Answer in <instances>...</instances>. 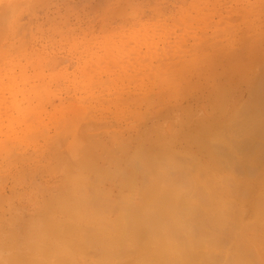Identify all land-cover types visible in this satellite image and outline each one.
<instances>
[{"label": "bare ground", "instance_id": "bare-ground-1", "mask_svg": "<svg viewBox=\"0 0 264 264\" xmlns=\"http://www.w3.org/2000/svg\"><path fill=\"white\" fill-rule=\"evenodd\" d=\"M202 76V73H198L195 78L198 81L206 79ZM237 76L238 79L241 78L239 75ZM195 78L191 77V80L188 79L187 82H191ZM241 80H243V77ZM259 82L264 84V75L261 76ZM184 83L186 82H182V90H186L183 86ZM227 85L230 86L231 84L227 83ZM219 86L216 89L217 91L215 90L214 98H212L214 93H210L208 96L202 93L200 97L198 95L200 91H195V93L190 92V94L184 92L183 99L179 104L171 102L165 104L163 102L164 105H160L159 101L168 97L166 92L164 93V97L148 94L141 101L131 98L126 99L124 102L132 108V113L126 117L127 119L125 118L127 126L125 125L126 128L124 126L121 129L122 132H120L124 137L127 135L126 138L107 137L103 143H96L94 141L96 135L94 137L89 136L92 129L88 130L86 128L87 122L85 123L84 120L80 122V128L76 133L72 134L70 132L66 136L70 137V139L72 138L70 141L68 138L65 141L63 139L57 141L51 140V148H48L49 150L47 149L43 154H38L37 152L30 157H25L24 154L21 155L17 147H14L16 153L11 148L7 158L0 157V187H4L3 189L6 191L7 185L10 184L13 195L11 201L2 205V223H6L4 226L11 228L9 231H3L2 233L4 242L5 244L7 242L11 243L18 238L16 236L22 231V233L27 232V229L23 227L19 234H16V230H13L14 227L24 222L20 215H18L19 217L15 215L18 210L14 205L17 203L24 205L27 202L28 208L31 207L30 209L36 211L35 218L29 219V221H26L27 223H32V227L34 228L40 226L44 228L47 226L48 229L47 231L42 232L41 230H37L32 233L33 235L29 238L34 240V244L17 242L18 247L16 248V252L11 250L9 255H15L16 261L20 260L25 264H68L67 262L71 261L68 255H73L75 253L74 250H79L80 253L85 255L87 253L88 255L97 253L95 256H99L100 252H102L101 256L104 257L111 255L110 258L105 257L106 259L104 258V260H119V262L115 261V264H121L120 262L124 261L132 264L133 258L131 260L126 258L128 252L132 250L131 252L144 256L143 258L140 257V259L137 258L138 263L136 262V264H146L147 260H149L148 264H159L160 261L158 259L162 260L163 258L164 260H162L161 264H172L174 260H177L176 258L171 261L165 260V258L171 257L170 259H172V256L178 252L177 250L180 248L178 245L180 243L183 250L180 248L181 254L177 253L180 256H176L180 257V261L182 262L181 258L183 255H186L187 258H190L187 261L188 264H192L193 261H195L193 264H206L210 261L231 262L235 257L242 261L244 258V264H257L254 258H250L253 257V255L250 256L253 253L251 249H246V243L243 240H246V232L240 230V232L244 233L243 236L238 237L235 235L236 233L238 234L235 230L238 231L241 228H235L236 225L242 226V221L244 220L245 222L246 220L244 213L247 212L248 217H250L248 213L250 206L246 209L243 208L246 204H242L241 207L247 211L239 207L244 213H236L235 211L240 209H235L237 206L235 207V203L233 204L232 202H238L241 194V200L243 197L246 200L245 196L248 193L250 194V192L254 193L255 196L258 194L257 200L251 199L254 201L251 208L254 206L253 213L256 214V217L252 215L254 216V223H252L253 218H251L252 222L249 218L250 221H248L251 224L249 223L248 225H251L252 229L256 228L258 230L264 224V178H261L262 182L255 181L254 185H250L245 181L247 182L246 185L243 184L246 187L239 183L243 181L242 179H240L241 181L238 180L239 184L235 180L240 174H245L242 177L249 176L252 177L251 179L255 178V180L260 179L259 177L263 174L264 105L254 107L259 98V94L257 96L254 93L257 91V87L254 86L250 90L252 93L247 92L245 89V95L239 96L238 101L242 102L246 100L245 107V103L242 102L241 109L239 104V109L237 107L235 109L234 106L233 110H231L232 112L228 111L227 107L231 101V96L225 98L224 96L227 97L228 92L225 94V88L220 90V88L225 86ZM229 86L227 87L230 90ZM218 91L225 94L220 92L224 95L222 96L223 98H217L219 97ZM246 92L250 95L249 100L245 98ZM198 97L200 99L206 98L203 100L207 105L201 110L205 113L204 115L201 113V116H204V118H199V116L198 120H191L193 116L194 119L197 118L195 115L197 116L199 111L189 120L187 119L190 115L189 113L186 119L174 117V115L177 116L180 113L191 111L192 109H188L195 106L201 107V101L199 103ZM255 97L257 98L256 101ZM217 99L222 101L214 105ZM193 110L195 111V108ZM194 111L193 113L196 112ZM172 133L174 134L172 135ZM160 134H164L161 137L164 140L157 141ZM88 138H90V141H88ZM37 145L35 146L37 147ZM181 147L183 149L176 151ZM112 148H115V150H112ZM198 153H200V162H205V166L194 170L195 168L191 165L193 164L192 161L197 159ZM66 157L67 159H64ZM106 157L108 159H115V161L113 160L114 162L110 163L111 165L109 164L110 166L108 165L109 168H105L103 165ZM184 158H186L185 162L181 161ZM212 159L219 160L218 163L215 162L218 166L212 168V164L215 165L211 161ZM248 159H252L251 161L254 166L250 162H246ZM46 161L49 163L41 167L40 164ZM186 161L190 162L188 166L191 168L186 166L188 163ZM18 164L20 168L17 167ZM107 169H109V172ZM208 170H212L210 171L211 175H215L214 171L222 175L224 172H228L225 179L224 175L222 179L220 177L219 180L223 181L224 184L221 186L217 185L219 188H216L215 191L213 189L210 190V186H213L214 183L212 185L211 178H208L209 176L206 175ZM6 173H9V176ZM107 175L110 176L111 180L97 185ZM39 177L40 181H45L42 187L36 180ZM200 177L204 180H201L202 184L199 185V183H196V180ZM244 180L246 179L244 178ZM53 181L56 184L52 186L51 182ZM208 181L211 185L207 184ZM38 186L42 188V191L41 193L37 192L34 194L32 190L35 187L37 189ZM220 187L223 188L221 190L225 193H230L232 187L237 189L238 192L235 190L237 195L236 193L232 194L234 193L233 191L231 192L233 197L237 196V201L234 198L231 199L230 196L231 201L235 200L230 204L228 203L230 202L229 198H227L228 201L226 202L224 195L225 199H222L223 196L221 195L224 193H222ZM101 188L103 189L101 190ZM218 189L222 193L221 195L219 194L221 198L218 197ZM170 190L183 192H181L182 195L180 194L177 195L178 197L173 198ZM226 195L229 197L228 194ZM213 198H216V201L212 200ZM217 198H219V201L222 199V202L228 203L227 206L230 207H227V210L221 206L219 207ZM244 199L242 203H246ZM0 203H4V201L0 200ZM231 205H234L235 211L229 209L232 207ZM229 210L231 212L228 213ZM8 212L10 217L6 218ZM230 213L233 216L235 215L233 213H236L235 218H233L234 222L237 221V218L240 219L242 217L244 219L238 220V224L237 222L235 225L230 224L232 226L229 227L230 222L228 221L230 219L232 221L231 215L229 216L230 219L228 218V214ZM240 213L241 217L239 218L238 215ZM259 214L263 216V219ZM226 216L227 218H225ZM236 216L238 217L236 218ZM220 217L224 218V220H221ZM226 219H228V223L225 222ZM38 222L41 225H38ZM221 223L227 224L226 226L224 225V231H222L223 225L221 226ZM231 228L234 230L232 231ZM225 229L229 231H225ZM242 229L244 228L242 227ZM215 232H219L220 234H216ZM70 234H72L71 236L75 240L71 245L70 243H65L66 237H69ZM199 236H202L201 241L196 240V237ZM231 241L232 245H230L231 243L226 245V243ZM174 243L177 244V250L173 247ZM96 244H98V250L92 251L91 249L93 246L96 247ZM57 245L61 248L63 247L62 249L64 250H53V247ZM209 245L220 246V248L222 246L224 251L216 255L208 254L203 248ZM127 247L128 249H126ZM86 249L89 250L87 251ZM159 250L161 251L159 257L152 256L153 259L155 258L154 260L146 258V255L151 257L149 254L152 253L153 255ZM230 252H234V254H230ZM65 254H68V258L66 257V259ZM88 255H86L87 258ZM76 257L78 258L77 254ZM125 258L128 261H123ZM101 260L103 261V259ZM135 261L136 259L133 262Z\"/></svg>", "mask_w": 264, "mask_h": 264}, {"label": "rangeland", "instance_id": "rangeland-1", "mask_svg": "<svg viewBox=\"0 0 264 264\" xmlns=\"http://www.w3.org/2000/svg\"><path fill=\"white\" fill-rule=\"evenodd\" d=\"M52 2L58 3V4H72V5L78 6L82 2V0H52ZM97 2H99V0H97ZM171 2L182 4L184 7L174 8L169 13H167L165 17L157 18L156 20H154L150 23L138 25L135 29L117 32V31H113V30H101L100 28H97L95 31H90L87 36H85L83 32H80L79 29H77V32L79 33V38L84 39L89 44V51H88V55L86 57L89 65H90L89 70H88V74L91 76L92 80L95 83L93 84L92 87L85 90L84 85H83L82 80H81L83 73H78L76 71L75 65L68 66L66 71H64L63 75L61 76V80H62L61 87H66L67 90H66V92L62 93L63 98L57 97V98H55V101H54V105L60 106V110L57 111L56 108L54 107V105H49L47 107V112L45 114H43V116L38 115L37 112H33L25 120L24 125L21 126L23 128V132L21 133V136H20L21 139L19 138L17 140L9 141V144H10V147L12 148V150L16 153V149L14 147H17L19 149V152L21 153V155L24 154L25 157H30L31 155H33L37 152H38V154H43L44 152L47 151L48 148H51V143H50L51 140L57 141V140L63 139L65 141L68 138V140L70 141L72 138L70 139V137H66V136H68L70 134V132H72V134L76 133L80 128L79 124L81 121H79V120L69 121V120L65 119V114L68 113L70 111V109L73 107V105L76 104L77 102L81 103L84 106L83 109H81L83 114H85L83 121L85 120L84 122L85 123L87 122L86 128L88 130L92 129V131H90V133H89V136L94 137L96 135L94 138L95 139L94 141L96 143H103L107 137H123V138H126L127 135L124 137V136H122V133H120V132H122L121 129H123L125 125L127 126V124H126L127 118L126 117L132 113V108H130L129 104H126L124 101L128 98L141 101L148 94L151 96H156V97L157 96H163L164 97V94L163 95L157 94L158 92H163V88L157 89L156 92H145V91L137 90L135 88H133L132 90H125V91H111V90L105 88L103 90L102 96L101 95L90 96V93L93 91V89L100 86V83L107 84V85H113V86H118L120 82L135 83V82H138V81H140L146 77H151L156 73H163L165 70L169 69L170 66H174L177 62H181L187 58H190L192 56L197 55L198 53L201 52V50H211V49L215 48L216 45L225 42V37L227 36V34L230 30V27L233 24L241 21L245 15L243 9H231V10H229L227 7H225V5L236 3V2H238V0H171ZM201 5H206V6H201ZM60 11H61V13H65L66 9L62 8ZM70 19H71L72 25L75 26V24L77 23L76 17L71 16ZM50 23L51 22L43 23L38 18H33L30 21L31 32L29 33V36L31 37L32 33L36 34V36L38 37V39L36 41V47L37 48L47 49V50L51 51L53 48H55L57 46V42L61 41L64 38L65 34L62 32H49V31H47V29H49V27H50ZM84 27L86 28V26H84ZM41 29H43V31ZM29 59H30V57L21 59L19 61V65L24 66V67L14 66V70L12 71V75L14 78H19L20 73H23L25 76H31L34 73V71H35L34 66L32 64H29V62H28ZM261 64H264V35H262L258 31H256V29L254 27L247 28V29H245L239 33V35L236 38L235 44L233 46H231L230 49H228L226 51H222V52H216L212 56L211 59H205L203 56H198L196 58V62L192 66L191 71H189L187 73V75L185 76V78L183 80L184 82H186L183 84L184 88L186 89V90H183V93L188 92L190 94V92L195 93V91H200L198 94V95H200V97H201L202 93H204V95H206V96H208V94L210 95V93H214L213 97H212V98H214L215 92L217 91L216 89L218 88V86L219 85L221 87L225 86L223 88H220V90L225 88L224 90L226 92H224V90H223V92L225 94L228 92L229 93V94L227 93L228 96L226 97V96H224L225 94L223 92L218 91L219 97H217V98H223L222 96H224L225 98H229L231 96V101L229 102V105L227 107L228 111H231V110H233L234 106H235V109H236V107L239 109V104H240V109H241V107H242L241 103L242 102L245 103L246 100L242 101V102L238 101L239 96L245 95L244 94L245 89L247 92L252 93V91H250V90L253 89L255 86V87H257V91L254 93L257 96L259 94L258 97L260 99L258 98V100H257V98L255 97V101L256 100L257 101H256V103L254 102L256 105L254 107L256 108L259 105H260L259 107H261V105L262 106L264 105V103H263L264 102L263 101L264 100V94H263L264 84L259 82L262 75H254L252 73L253 67L256 65H261ZM242 67H244V68L242 69ZM241 70H243V71H241ZM198 73L199 74L202 73V75H203L202 77L206 78V79L198 81L195 78ZM241 73H242V75H241ZM236 74L239 75L241 78L243 77V80H241V78L238 79V76ZM44 75L50 77V76H52V73L45 70ZM257 76H259V77L256 78ZM191 77H194L195 80H193L191 82H187L188 79L191 80ZM255 78H256V80H255ZM31 83H32V81L29 80L28 84L24 85V86L25 87L30 86ZM225 83H226V85H225ZM227 83L231 84V85L229 86V85H227ZM234 83H236V84L233 86ZM254 83H256V85H254ZM227 86H229L230 90L228 89ZM211 90H213V92H211ZM218 92H217V94H218ZM220 92L223 93L224 95L221 94ZM247 92H246L245 98L247 100H249L250 95H248L249 93L247 94ZM232 95H234V96H232ZM203 99L199 98V103L201 101L200 106L202 108L199 106L198 107L195 106L194 108H195L196 112L193 110L194 108L188 109V110L192 109L195 113H193V111L191 110V111H187L185 113H180L177 116L174 115V117L175 118L180 117L182 119H186V116L189 113L190 115L187 118L189 120L193 115H195L199 111L198 115L197 116L195 115V117H197V118L194 119V116H193L191 118V120L196 121L199 118H204V116L203 117L201 116V113H202V115H204L205 113H204V111L202 112L201 110L204 108V106L207 105V103H205V101H204L206 98L204 100ZM167 100H168V97H165L159 101L160 102L159 104L160 105H164V103L167 104L168 103V102H166ZM221 101L222 100L217 99V102L216 103L214 102V105H217ZM250 102H252V101H250ZM258 102H259V104H258ZM91 104H94V105H91ZM245 106H246V103H245L244 107ZM185 107H187V106L185 105ZM217 107L219 108V106H217ZM218 113H219V111H218ZM218 115L220 116V114H218ZM112 124H114V125H112ZM117 125H118V127H117ZM126 126H125V128H126ZM50 128H52L56 133L55 137L52 139H49V129ZM71 128H72V130H71ZM61 133H62V135H61ZM112 133H114V134L116 133V134L114 135ZM125 133H126V131H125ZM173 134L174 133H172V135ZM163 136H164V134L163 135L160 134V137L157 139V141L158 140L159 141L164 140L163 138L161 139V137H163ZM88 141H90V138H88ZM154 141H156V140H154ZM35 145H37V147ZM181 149H183V148L181 147L180 149H178L176 151H179ZM112 150H115V148H112ZM186 152H188V151H186ZM111 158H113V157H111ZM64 159H67V157ZM185 159L186 158L182 159L181 161L185 162L184 161ZM110 160H111V162H110ZM113 160L115 161V159H110V158L108 159L106 157L105 161H103V165L105 166V168L106 167L109 168L108 165L110 163L114 162ZM251 160L252 159H248V160H246V162H250L251 165L254 166V164ZM107 161H109V162H107ZM211 161L213 163L219 162L218 159H212ZM105 162H107V163H105ZM186 162H188L186 166L191 168L190 166H188V164L190 162L189 161H186ZM48 163L49 162H47V161L42 162L40 164V166L42 167L43 165L48 164ZM192 163H191L192 164L191 166H193L195 168L194 170H196L199 167L205 166V162H203V161L200 162V153H198L197 159H195V161H192ZM217 163H215V165L212 164V168L214 166H218ZM250 163H247V164H250ZM183 165H185V164H183ZM17 167L20 168V165L18 164ZM0 171H1V169H0ZM107 171L109 172V169H107ZM210 171H212V170H208L206 172V175L209 176L208 178H211V180L209 179L212 182L211 184L213 185V183H214L213 186H210V188H211L210 190L213 189V191H215L216 188H219V186L217 187V185L221 186L224 184L223 181L219 180L220 177L222 179V177L224 175V179H225L226 178L225 176L228 174V172L227 173L224 172V174L222 175V174H217L216 173L217 171L216 172L214 171L215 175H213V174L211 175ZM195 172H197V171H195ZM262 173L264 174V168L262 170ZM2 174H4V173H2ZM6 174H7V176H9V173H6ZM208 174H210V175H208ZM263 174H261V177H259L260 179L256 178L259 181L255 180V178L251 179L252 177H249V176L242 177L245 174H243V175L240 174L241 176L239 175V177L236 176L237 178L235 180L237 181V184L240 183L241 185H244V184L246 185V183L248 182L250 185H254L255 181L262 182L261 178H264ZM110 175H111V173H110ZM197 176H199V175H197ZM3 177H6V176H3ZM244 178L246 180H244ZM199 179L196 180V183H199V185H200V184H202L201 180H204V179H202V177H200ZM240 179H242L243 181H241ZM36 180L39 182L38 184L41 187L45 183V181H40V177L37 178ZM107 180H109V181L111 180L109 175H107L103 179H101L100 183L97 185H101L102 183H106V182H108ZM238 180L241 181L242 183L241 182L238 183ZM249 180L251 183L249 182ZM245 181H247V182H245ZM209 183L210 182L208 181L207 184H209ZM38 184H36V185H38ZM55 184L56 183L54 181L51 182L52 186ZM211 184H209V185H211ZM245 185H244V187H246ZM214 186H216V187L214 188ZM38 187H37V189L35 187L34 190H32V192L34 194H36L37 192L41 193L42 188L39 187L40 188L39 189ZM3 188L0 187V200L4 201V203H0V264H19V263L23 264L24 262H21L20 260L16 261L15 260V259H17L16 256L12 255V254L9 255V252L11 250L16 252V248L18 247L17 242H19V241H20L19 243L34 244V240L32 238L31 239L29 238L31 235H33L32 233L34 231L36 232L37 230H41L42 232L45 230L47 231L48 227L47 226H45L44 228H42L41 226L36 227V228L32 227V223H30V222L27 223L26 221H29V219L35 218L36 211L34 209H30L31 207L28 208L27 202L24 203V205H20L17 203L16 205H14L18 210L15 213V215L17 217H19L18 215H20L24 222L19 224L20 225V226L18 225L19 227L18 226L14 227L13 230H16L15 231L16 234H19L23 228H26L27 230L26 229L25 230L27 232L24 231L25 233H22L23 232L22 231L21 232L22 234L20 233L18 236H16L20 240L17 238L15 241L13 240V242H11V243L6 241L7 243L5 244L4 237H2V233H3V231H5V232L7 230L9 231L11 228L9 226H4L6 223H2V218H3L2 205L5 204L6 202L11 201L13 199L12 198L13 195L11 192L10 184L7 185L6 191H4ZM102 189L103 188H101V190ZM221 189H223V188L220 187V190ZM231 189L232 190L230 191V193H228V192L225 193L223 190H221L222 193H224V194L220 193V190L218 189L219 190L218 197L221 198L220 195L221 194H222L221 196L224 195L226 197V199L224 196L222 197V199H225L226 202L229 200L230 202H228V203H230V204L234 199L237 201V196H236L237 193L235 191L237 189H235L233 187ZM52 190H54V189H52ZM210 190H208V191L210 192ZM232 191L234 192L232 194L236 193V195H234L236 197H233V195H231ZM181 192H183V191L179 192V191L170 190V193H172L173 198L178 197L177 195H180V194L182 195ZM237 192H238V190H237ZM244 193L246 194L245 191H244ZM226 194H228L229 197ZM245 194H244V196H245ZM250 194L248 193L247 194L248 196L247 195L245 196L246 200L244 199V197L241 200V197H242V194H241V196H239V198H238V200H239L238 202H232L233 204L235 203L234 205H235V207L236 206L237 207L235 208V207H233L234 205L233 206L231 205L232 207L229 208V209H231V210L233 209L235 211V209H237V208L238 209L242 208L241 207L242 204H246L245 205L246 207L243 205L244 206L243 208H246V209H248L247 207L250 206L248 209V213H249L250 217H248L247 212L244 213L242 211L243 208L240 209L241 211L240 210L235 211L236 213L243 212L246 215V217H245L246 220L244 222V220H243L244 218L242 219L241 213H240V215H238V216H239V218L241 217L240 219L243 220V221L241 220L242 226H240L238 224V222H239L238 220H240V219H238L237 218L238 216H236V218H237L236 220L238 222L236 220L235 221L237 222L238 226L236 225L235 228H237V229H238V227H241V228L238 229V231L235 230L236 232H238L239 235L237 233L236 234L234 233V234L237 235L238 237L239 236L241 237L244 234V233H242V231L244 230L246 232V240L243 238L242 239L244 240V243H246V249L250 248L251 251L253 252L250 255V256L253 255V257H250V258L251 259L254 258L256 260L257 264H264V224H262L261 227L258 228V230L256 228L252 229L251 228L252 226L248 225L250 223L249 221L251 218H253V222H252V219H251V222L254 223V216H252V215H255V217H256V214L253 213L254 206L251 208V205L254 203L255 200L258 199V194H256L257 197L255 196L254 193L250 192ZM230 196H231V199L234 198L232 201L230 199ZM254 196H255V198H254ZM219 198H217L218 199L217 200L218 206L219 207L221 206L223 209L227 210L228 209L227 207H230V206H227L228 203L222 202V199H220L221 201H219ZM227 198H229V199L227 200ZM215 199L216 198H213L212 200H215ZM243 199L246 203H242ZM251 199L252 200L255 199V200L252 201ZM221 202L224 204V206ZM247 202H248V204H247ZM250 208H251V210H250ZM246 209H243V210H246ZM229 212H231V211L229 210L228 213ZM261 212H262V210L260 211V214H261ZM236 213H233V214L236 215ZM231 214L232 213L228 214L229 219H230L229 216ZM260 214H259V216H261V218L263 219V216ZM235 215L234 216L231 215L232 221H231V219H230V221H228V219H226V221H225L226 223L230 222L229 227L232 226L230 224H234V225L236 224V222H234V219H233V218H235ZM8 216L10 217L9 212L6 215V218H9ZM225 218H227V216ZM52 219L55 220L54 218H52ZM222 219L224 220V218H221V220ZM24 223H26V224H24ZM25 225H27V226H25ZM38 225H41L40 222H38ZM224 225L225 224L221 223V226L223 227L222 231H224ZM242 227L244 229H242ZM228 229H225V231H229ZM231 230H232V228H231ZM240 230H242V231L240 232ZM218 233H216V234H218ZM71 235L72 234H70L69 237L73 238V236H71ZM69 237L68 236L66 237L65 243L66 244L70 243V245H71L75 240H74V238L70 239ZM201 237L202 236L196 237V240H198V241L200 239L202 240ZM234 240H232V241H234ZM232 241L229 243H226V245H229L230 243H231L230 245H232L233 244ZM177 243H179V242H177ZM15 244H17V245H15ZM98 244H96V247L93 246L94 249L92 248L91 250L92 251L98 250V247H97ZM172 244H173V242H172ZM14 246H16V247H14ZM61 246H63V245L61 244ZM176 246H177V244L174 243L173 247L177 250ZM178 247H180L183 250L182 244L179 243ZM62 248L59 247V245H57L56 247H53V250L55 249L57 251H63L64 249H62ZM180 248H178L177 253L181 252ZM75 249L78 250L77 248H75ZM124 249H125V247H124ZM126 249H128V247ZM86 250L88 251L89 249H86ZM134 250H135V248H134ZM203 250L206 253L211 254V255H213V254L216 255L217 253L221 254L224 251L222 246L220 248V246H214V245L205 246V248H203ZM131 251L128 252V256L126 258H128V260H131L133 258L132 259L133 261L136 259L135 262L132 261V264L133 263L136 264V262L138 261L137 258L140 259V257L141 258L144 257L143 255L139 256L137 253H134ZM74 252L75 253H73V255H68V254L64 255L65 259H66L67 255H68V257L70 256V258H71L72 262L68 261V260H67L68 262L66 261L68 264H74V263L75 264H90V263H92V264H105L106 263L107 264V262H108V264H115V261L119 262V260H113V259H111L112 261L110 259L104 260L105 257L110 258L111 255H106L104 257V256H101L102 252L99 253L100 257L98 255L95 256L97 253H91L90 255H88V253H87L86 255H88V258L85 254L80 253L79 250L78 251L74 250ZM130 253H131V255L133 254V256L129 255ZM177 253H176V255L180 256L181 253L180 254H177ZM76 254H77L78 258L76 257ZM160 254H161V251L159 250V251L155 252L153 255H152V253L149 254L151 257H148V255H146L147 257L146 256L145 257L153 259V257H159ZM230 254H234V252H230ZM176 255H173L172 259H170L171 257H169V258H165V260L171 261L174 258H176L177 260H174L175 262L173 261L172 264H177V262H180L178 264H188L187 261H189L190 258H187L186 255L185 256L183 255V257H182L183 259L181 258V260H183V261L181 262L180 257H178ZM98 257L100 258V260ZM101 257H103V258H101ZM126 258L123 259V261L127 260ZM101 259H103V261ZM153 260H151L152 263H154ZM162 260H164V258ZM162 260L158 259V261H160L159 264H161ZM233 260H231V262L230 261H227V262L229 264H242V263L244 264V261H245L244 258L242 261L239 258L237 259V257H235ZM147 261L148 262L146 264L149 263V260H147ZM110 262H112V263H110ZM193 262H195V261H193ZM193 262H192V264H193ZM227 262L210 261V262H207L206 264H220V263L221 264H223V263L228 264ZM120 263L121 264L122 263L128 264L125 261L120 262ZM164 264H166V263H164ZM194 264H196V263H194Z\"/></svg>", "mask_w": 264, "mask_h": 264}, {"label": "clouds", "instance_id": "clouds-1", "mask_svg": "<svg viewBox=\"0 0 264 264\" xmlns=\"http://www.w3.org/2000/svg\"><path fill=\"white\" fill-rule=\"evenodd\" d=\"M182 7V4L172 3L171 0H82L78 6L53 3L52 0H0V157L7 158L11 151L9 141L20 138L23 132L21 126L33 112L43 116L47 107L54 105L55 98H63L62 93L67 89L61 87V76L68 66L75 65L76 71L83 73L81 80L85 90L95 83L88 74L90 65L86 57L89 44L79 38L77 29L85 36L97 28L128 31L165 17L174 8ZM225 7L229 10L243 9L245 13L241 21L230 27L225 42L211 50H201L197 55L170 66L163 73H156L135 83L120 82L118 86L100 83L90 96H102L105 88L111 91L135 88L145 92H156L163 88V92L157 94L166 92V102L179 104L183 99L182 82L198 56L211 59L216 52L230 49L239 33L250 27L264 35V0H238ZM62 8L66 9L65 13H61ZM71 16L76 17L75 26L71 23ZM33 18L43 23L51 22L47 31L65 34L51 51L36 47L38 37L35 33L29 36ZM28 57L29 64L34 66V73L31 76L20 73L19 78H14V66L24 67L19 65V61ZM45 70L51 72L52 76H45ZM252 73L264 75V64L254 66ZM29 80L32 83L25 87ZM54 107L60 110V106ZM83 107L77 102L65 114V119L83 121ZM55 135V131L50 128L49 139Z\"/></svg>", "mask_w": 264, "mask_h": 264}]
</instances>
